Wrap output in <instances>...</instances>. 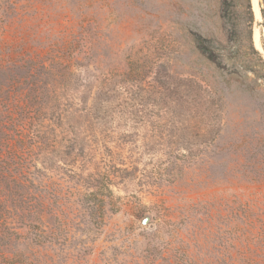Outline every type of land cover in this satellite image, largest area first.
<instances>
[{
    "label": "rangeland",
    "instance_id": "374dc122",
    "mask_svg": "<svg viewBox=\"0 0 264 264\" xmlns=\"http://www.w3.org/2000/svg\"><path fill=\"white\" fill-rule=\"evenodd\" d=\"M242 2L0 0V141L18 131V106L4 107L27 71L18 60L64 51L88 21L103 70L128 79L89 125L60 119L65 107L47 98L72 88L40 83L38 128L52 150L50 177L63 190L53 207L67 205L64 219L49 225V264H264V77H222L200 63L194 44L196 35L224 40ZM254 16L253 44L264 59V20ZM95 73L82 68L80 77ZM195 82L225 95L222 106H210L204 138L196 121L204 108L169 103L183 93L196 99ZM213 135L202 154L213 157L206 173L195 164L197 144ZM110 164L130 172L108 190L87 174Z\"/></svg>",
    "mask_w": 264,
    "mask_h": 264
},
{
    "label": "trees",
    "instance_id": "16d2710c",
    "mask_svg": "<svg viewBox=\"0 0 264 264\" xmlns=\"http://www.w3.org/2000/svg\"><path fill=\"white\" fill-rule=\"evenodd\" d=\"M251 1L243 0L239 6L241 12L230 17L228 35L224 40H210L200 35L194 38L200 63L222 77L226 75L238 80L248 78L249 74L255 82L264 77V59L253 44L255 16ZM260 13L264 20V6ZM81 26L76 33H71L65 52L57 50L51 58L35 60L34 64L31 59L18 60V68L27 70L25 77L22 80L18 78V95L5 98L7 111L13 113V106H18V131L9 139L0 141V264H49L46 252L54 241L49 225L52 220L58 219L60 223L65 217V203L61 202L57 209L53 207L63 190L54 186L50 177L52 150L48 138L40 135L38 128L42 122L38 114L43 108L44 97L40 83H48L49 80L55 88H72L70 93L54 90L47 98H50L51 105L56 106L58 102L65 107L60 119L79 118L88 125L103 118L100 114L111 109L118 99L116 91L124 82L128 83L127 78H114L116 68L111 66L103 70L98 32L89 21ZM87 67L97 73L82 80L81 69ZM40 74L46 76L45 80H39ZM119 74L124 75L123 70ZM198 78L201 80L199 75ZM195 90L196 99L190 100L183 93L169 103L185 108L203 107V111L197 113L196 121L202 124L198 126V137L204 138L207 134L202 131L208 126L210 106H222L225 95L216 94L213 87L201 82H195ZM166 97L169 99L171 96ZM161 101L165 103L163 99ZM214 138L215 135L197 144L199 153L195 164L198 163L206 173L213 157L208 155L205 158L202 154L215 143ZM106 166V171L96 167L95 172L87 174L88 177H93L96 185L105 186L108 190L111 184L125 183L129 166L113 165L111 169Z\"/></svg>",
    "mask_w": 264,
    "mask_h": 264
},
{
    "label": "bare ground",
    "instance_id": "6f19581e",
    "mask_svg": "<svg viewBox=\"0 0 264 264\" xmlns=\"http://www.w3.org/2000/svg\"><path fill=\"white\" fill-rule=\"evenodd\" d=\"M253 2H254V6H253V8H254V12H255V15L257 16V17H259V7H258V4H257V0H253Z\"/></svg>",
    "mask_w": 264,
    "mask_h": 264
},
{
    "label": "water",
    "instance_id": "95a60500",
    "mask_svg": "<svg viewBox=\"0 0 264 264\" xmlns=\"http://www.w3.org/2000/svg\"><path fill=\"white\" fill-rule=\"evenodd\" d=\"M150 217V215H145V217H144V219H143V221L145 222L148 218Z\"/></svg>",
    "mask_w": 264,
    "mask_h": 264
}]
</instances>
